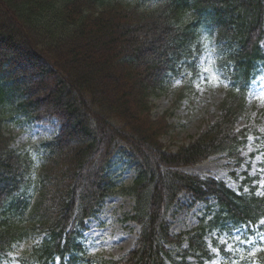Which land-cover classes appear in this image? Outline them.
<instances>
[{
    "label": "trees",
    "instance_id": "trees-1",
    "mask_svg": "<svg viewBox=\"0 0 264 264\" xmlns=\"http://www.w3.org/2000/svg\"><path fill=\"white\" fill-rule=\"evenodd\" d=\"M202 26L221 42L230 86L217 118L171 150L162 143L170 115L154 117L151 96ZM263 41L264 0H0V258L39 233L22 264H203L213 257L208 232L263 219L264 192L236 193L183 170L223 152L239 159L245 133L235 125L264 65ZM7 113L56 122V134L38 145L35 178L3 134ZM118 152L135 171L120 189L108 174ZM117 193L134 201L132 248L116 260L85 255L79 229ZM181 195L204 203L209 217L174 235L166 212ZM217 250L227 263L224 246Z\"/></svg>",
    "mask_w": 264,
    "mask_h": 264
},
{
    "label": "rangeland",
    "instance_id": "rangeland-1",
    "mask_svg": "<svg viewBox=\"0 0 264 264\" xmlns=\"http://www.w3.org/2000/svg\"><path fill=\"white\" fill-rule=\"evenodd\" d=\"M143 6L155 0H128ZM264 49V41L262 43ZM224 49L211 31L202 26L195 32L186 50L175 61L172 70L163 77L151 100L154 103V117L167 112L173 129L162 138L167 148L174 150L192 140L208 123L220 113V103L229 89L230 82L223 64ZM230 70V69H229ZM161 82V81H160ZM2 131L11 138V147L30 159L32 177L35 178L40 163L38 145L55 135L57 125L51 121L35 122L7 113ZM235 130L245 133L244 141L237 146L238 158L227 153L209 156L206 160L183 170L201 177L219 180L236 193L264 192V65L256 72L245 98V108ZM108 174L116 188L131 184L135 171L130 159L118 152L111 159ZM134 201L131 196L117 193L106 198L98 212L84 223L77 238L85 255L106 260H116L133 246L139 226L131 220ZM204 203L191 205L187 196L166 212L170 232L174 235L195 229L200 220L209 217ZM5 216L0 214V220ZM264 218L253 225H239L228 231H211L205 241L213 257L203 264H258L264 256ZM42 234L34 233L13 245L12 250L0 258V264H22L21 257L30 248L41 242ZM216 244V245H215ZM217 246H224L228 253L223 263ZM187 244L184 243L182 249ZM173 255L180 251L170 248ZM189 261L195 260L188 256ZM50 264H62L56 257ZM95 264V263H87Z\"/></svg>",
    "mask_w": 264,
    "mask_h": 264
},
{
    "label": "snow or ice",
    "instance_id": "snow-or-ice-1",
    "mask_svg": "<svg viewBox=\"0 0 264 264\" xmlns=\"http://www.w3.org/2000/svg\"><path fill=\"white\" fill-rule=\"evenodd\" d=\"M262 223H264V221H262ZM262 250H264V249H262Z\"/></svg>",
    "mask_w": 264,
    "mask_h": 264
}]
</instances>
